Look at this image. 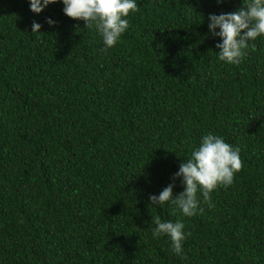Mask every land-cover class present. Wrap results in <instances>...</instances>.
I'll return each mask as SVG.
<instances>
[{
    "label": "trees",
    "instance_id": "obj_1",
    "mask_svg": "<svg viewBox=\"0 0 264 264\" xmlns=\"http://www.w3.org/2000/svg\"><path fill=\"white\" fill-rule=\"evenodd\" d=\"M136 3L104 51L62 3L0 0V264H264V36L230 65L208 17L242 0ZM207 134L243 161L214 207L149 206ZM156 215L184 224L180 255Z\"/></svg>",
    "mask_w": 264,
    "mask_h": 264
},
{
    "label": "clouds",
    "instance_id": "obj_2",
    "mask_svg": "<svg viewBox=\"0 0 264 264\" xmlns=\"http://www.w3.org/2000/svg\"><path fill=\"white\" fill-rule=\"evenodd\" d=\"M58 2L64 5L63 13L66 17L83 21L85 28L97 31L103 39L104 51L114 47L128 29L126 17L139 11L136 0H29L30 10L40 14L48 5ZM222 2L217 0V3ZM208 20L210 34L222 40V43L216 45L219 49L218 59L230 65H239L246 55L249 42L264 36V0H242V7L236 12L210 14ZM46 22L54 26L51 19ZM40 29L41 25L33 22V34L40 33ZM242 167L238 148L234 149L220 136L207 134L202 138L200 146L192 150L190 157L179 165V171L172 177L173 183L158 196H149V206H162L170 202L183 216L192 217L198 211H203L198 193L203 203L210 208L214 207L211 193L219 187L230 186ZM177 179L181 180L184 191L174 196L173 188ZM151 223L155 226L152 229L153 238L166 235L174 254L180 255L186 239L184 224L179 220L162 222L159 215L152 217Z\"/></svg>",
    "mask_w": 264,
    "mask_h": 264
}]
</instances>
